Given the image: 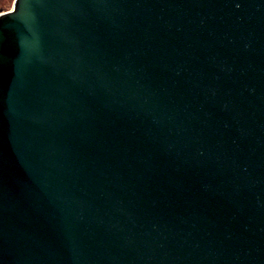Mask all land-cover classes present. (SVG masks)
I'll use <instances>...</instances> for the list:
<instances>
[{
    "label": "water",
    "instance_id": "water-1",
    "mask_svg": "<svg viewBox=\"0 0 264 264\" xmlns=\"http://www.w3.org/2000/svg\"><path fill=\"white\" fill-rule=\"evenodd\" d=\"M0 264H264V0L0 11Z\"/></svg>",
    "mask_w": 264,
    "mask_h": 264
},
{
    "label": "rangeland",
    "instance_id": "rangeland-1",
    "mask_svg": "<svg viewBox=\"0 0 264 264\" xmlns=\"http://www.w3.org/2000/svg\"><path fill=\"white\" fill-rule=\"evenodd\" d=\"M15 0H0V6H4L3 12H9L13 9Z\"/></svg>",
    "mask_w": 264,
    "mask_h": 264
},
{
    "label": "trees",
    "instance_id": "trees-1",
    "mask_svg": "<svg viewBox=\"0 0 264 264\" xmlns=\"http://www.w3.org/2000/svg\"><path fill=\"white\" fill-rule=\"evenodd\" d=\"M4 8V6H0V11H3L2 9Z\"/></svg>",
    "mask_w": 264,
    "mask_h": 264
}]
</instances>
